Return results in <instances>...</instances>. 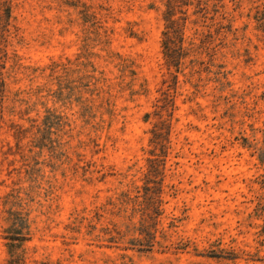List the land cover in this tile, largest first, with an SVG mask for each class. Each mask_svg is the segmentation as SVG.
I'll return each instance as SVG.
<instances>
[{"label":"rangeland","instance_id":"obj_1","mask_svg":"<svg viewBox=\"0 0 264 264\" xmlns=\"http://www.w3.org/2000/svg\"><path fill=\"white\" fill-rule=\"evenodd\" d=\"M0 81V264H264V0H0Z\"/></svg>","mask_w":264,"mask_h":264},{"label":"trees","instance_id":"obj_2","mask_svg":"<svg viewBox=\"0 0 264 264\" xmlns=\"http://www.w3.org/2000/svg\"><path fill=\"white\" fill-rule=\"evenodd\" d=\"M8 16L10 17V12H8ZM169 22L171 21V20H168ZM177 42H174V44H176ZM166 43H164L163 42V48L164 49H166ZM168 54H167V52L165 53V56H167ZM2 88H4V82L3 81H0V91L2 90Z\"/></svg>","mask_w":264,"mask_h":264}]
</instances>
